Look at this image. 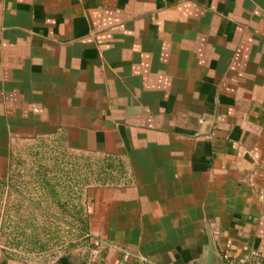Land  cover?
<instances>
[{
    "label": "crops",
    "instance_id": "1",
    "mask_svg": "<svg viewBox=\"0 0 264 264\" xmlns=\"http://www.w3.org/2000/svg\"><path fill=\"white\" fill-rule=\"evenodd\" d=\"M47 137L128 171L56 264H264V0H0V174Z\"/></svg>",
    "mask_w": 264,
    "mask_h": 264
},
{
    "label": "rangeland",
    "instance_id": "2",
    "mask_svg": "<svg viewBox=\"0 0 264 264\" xmlns=\"http://www.w3.org/2000/svg\"><path fill=\"white\" fill-rule=\"evenodd\" d=\"M119 159L73 151L57 138L17 141L0 174V256L56 264L89 251L87 192L125 184Z\"/></svg>",
    "mask_w": 264,
    "mask_h": 264
},
{
    "label": "water",
    "instance_id": "3",
    "mask_svg": "<svg viewBox=\"0 0 264 264\" xmlns=\"http://www.w3.org/2000/svg\"><path fill=\"white\" fill-rule=\"evenodd\" d=\"M243 264H251V262H250V261H247V262H245V263H243Z\"/></svg>",
    "mask_w": 264,
    "mask_h": 264
},
{
    "label": "built area",
    "instance_id": "4",
    "mask_svg": "<svg viewBox=\"0 0 264 264\" xmlns=\"http://www.w3.org/2000/svg\"><path fill=\"white\" fill-rule=\"evenodd\" d=\"M258 264V263H257Z\"/></svg>",
    "mask_w": 264,
    "mask_h": 264
}]
</instances>
